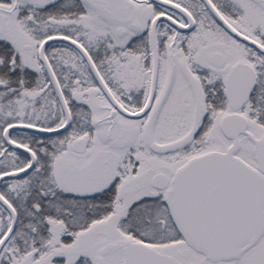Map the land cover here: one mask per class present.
<instances>
[{"label": "snow or ice", "instance_id": "snow-or-ice-1", "mask_svg": "<svg viewBox=\"0 0 264 264\" xmlns=\"http://www.w3.org/2000/svg\"><path fill=\"white\" fill-rule=\"evenodd\" d=\"M0 264H264V0H0Z\"/></svg>", "mask_w": 264, "mask_h": 264}]
</instances>
